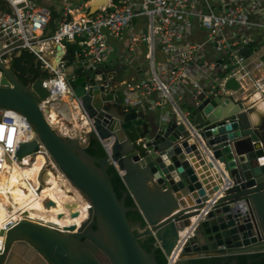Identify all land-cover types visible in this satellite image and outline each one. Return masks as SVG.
Returning <instances> with one entry per match:
<instances>
[{
  "label": "water",
  "instance_id": "water-1",
  "mask_svg": "<svg viewBox=\"0 0 264 264\" xmlns=\"http://www.w3.org/2000/svg\"><path fill=\"white\" fill-rule=\"evenodd\" d=\"M99 5L108 0H95L90 16ZM0 71V110L25 117L41 142L24 141L17 156L49 155L90 205L80 227L58 230L30 218L15 195L0 196V264H159L158 248L167 259L179 253V261L264 253V123L255 124L243 102L203 93L186 106L178 103L166 118L149 119L140 108L125 112L121 86L95 85L107 82L103 67L69 74L70 89L63 77L53 83L63 116L58 123L49 115L53 105H41L51 95L45 77L27 87L2 63ZM226 88L241 85L231 78ZM89 139L102 144L105 158L87 152ZM112 166L126 186L121 199L108 174ZM128 196L134 207L126 206ZM188 196L195 203L185 201ZM132 211L146 223L137 233L127 218ZM147 236L155 239L150 252L139 242Z\"/></svg>",
  "mask_w": 264,
  "mask_h": 264
},
{
  "label": "built area",
  "instance_id": "built-area-1",
  "mask_svg": "<svg viewBox=\"0 0 264 264\" xmlns=\"http://www.w3.org/2000/svg\"><path fill=\"white\" fill-rule=\"evenodd\" d=\"M93 2L63 0L59 24L47 37L52 20L48 8L34 0H0V63L12 69L13 60L22 52L35 55L42 71L54 76L46 81L51 95L42 101L43 108L59 103L54 102L53 83L63 77L69 87L70 66L82 75L98 72L109 57V41L124 37L132 51L137 45L147 46L151 66L148 79L121 85L125 112L138 109L141 99L155 93L172 103L175 110L187 93L194 100L215 91L229 96L234 92L226 88L231 78L239 82L241 89L251 85L253 92L264 94V83L256 78V72L264 67L260 60L264 45L254 50L259 55L256 63H251L248 55L253 44L250 34L264 30V0H108L107 6L99 5L90 16ZM139 21L144 22V29L135 27ZM199 30L205 32L204 39L192 41ZM68 45L77 47L72 63L67 59ZM245 49L247 54H243ZM155 53L165 58L156 60ZM95 85L113 91L108 81L95 80ZM29 129L34 135L19 113L0 110V164L19 160L17 153ZM178 255L168 263L178 262Z\"/></svg>",
  "mask_w": 264,
  "mask_h": 264
},
{
  "label": "bare ground",
  "instance_id": "bare-ground-1",
  "mask_svg": "<svg viewBox=\"0 0 264 264\" xmlns=\"http://www.w3.org/2000/svg\"><path fill=\"white\" fill-rule=\"evenodd\" d=\"M54 107L58 108L55 105ZM59 109L60 107L57 109V112ZM253 118L256 120L257 116H253ZM57 120L58 123H62L60 115L57 116ZM23 138L26 141H38L36 132L32 135L31 129L23 135ZM38 143L40 146L41 142L39 141ZM17 157L19 158V156ZM49 161L53 162L50 156L45 154H38L36 156L35 154H30L20 157L19 160L4 161L0 164V196L15 195V203L24 206V212H29L30 218H34L38 222L50 224L55 229L64 230L71 229V227H80L81 222L87 217V209L90 205L84 201L81 194L72 187L63 174H55L57 177L62 178V180H66L60 183L52 175V172L47 170L49 172L48 177L45 179V186L43 185L42 174L50 164ZM52 164L53 170L57 169L55 163L53 162ZM8 169L12 176L6 174ZM49 190L66 191L67 196L69 192L71 194L69 197H65ZM34 200H37L38 204L43 206L46 212H38L36 210L37 205L33 202ZM48 202H53L54 205L48 206ZM76 212L80 213L79 218L72 217V213Z\"/></svg>",
  "mask_w": 264,
  "mask_h": 264
},
{
  "label": "crops",
  "instance_id": "crops-1",
  "mask_svg": "<svg viewBox=\"0 0 264 264\" xmlns=\"http://www.w3.org/2000/svg\"><path fill=\"white\" fill-rule=\"evenodd\" d=\"M34 1L38 3L39 5H42L50 9V11L53 12L52 14H55L57 15L58 18H60L63 0H34ZM135 27L138 29H144L145 24L143 21H139L135 23ZM49 28L50 27H48L47 30ZM250 35H251L253 44L248 48V55H250L249 57H251L250 62L252 63L254 61L256 63L259 55L254 54V50L264 45V30L256 29ZM204 37H205V32L199 30L195 35L191 37V40L199 41V40H203ZM109 42H110L109 57L106 61L107 63H105V66H104L108 68L109 70V73L106 76L108 82H113L115 86H121V85H124V83L127 81L146 80L150 77L151 66H150V60L148 56V48L145 44L137 45L135 49L132 51L130 50V47H129V40L126 37L120 40L111 39ZM114 55H116L115 58L117 59V61L115 62H114L115 58H113ZM163 58L165 57L162 53H155L156 60H162ZM116 72H117L116 76H113V73H116ZM68 73L69 74L73 73L76 75L77 73L76 67L70 66L68 69ZM256 78L261 79V83L262 82L264 83V67L260 68L259 71L256 72ZM120 91L122 93L124 92V86L120 88ZM253 91L254 90L251 87V85H245L244 88L240 89L239 91L228 93V95L232 97L236 102H243L248 107V109L250 110L252 109L253 112L251 113L250 116L252 118L253 116L255 117L257 116V119H256L257 121L253 118L254 120L253 122L255 124L264 123L263 92L261 91L253 92ZM140 101L141 103H140L139 108L144 110L146 117L149 119H154V116L166 118L170 116L172 109H174L172 103L163 101L157 93L152 94L148 98L141 99ZM189 101H191V99H190V95L187 93L185 98L182 101H179V103H181L183 106H186ZM54 105L58 106V108L60 107L59 103L54 104ZM58 112H59L60 119H61L62 115L60 113V109L58 110ZM61 121L63 122V118L61 119ZM185 157H187V160L185 162L190 163L188 156L185 155ZM209 171L211 172V174H213L211 169ZM214 171L217 172L216 168ZM213 178H215L214 175H213ZM213 183H211V185H214ZM216 197H217V194L211 196L210 197L211 200L208 203L213 201V199H215ZM184 199L185 201L189 202V204L195 203L194 200L191 198V196H188L187 198H184ZM182 209L183 207L180 206V209L177 210L175 213H177L178 211H181Z\"/></svg>",
  "mask_w": 264,
  "mask_h": 264
},
{
  "label": "trees",
  "instance_id": "trees-1",
  "mask_svg": "<svg viewBox=\"0 0 264 264\" xmlns=\"http://www.w3.org/2000/svg\"><path fill=\"white\" fill-rule=\"evenodd\" d=\"M52 17L53 18L49 25L50 28L55 27V20L58 19L57 15L55 14H53ZM76 49V46L68 45L67 59L70 61V63H72L73 61V53ZM12 70L19 79V81L27 87L34 83L38 78L43 76L47 79L48 76L45 72L42 71L41 64L36 61L34 55L29 54L27 52H22L20 56L16 57L13 60ZM76 74L78 76L82 75L79 71H77ZM49 115H56V113L53 111V109H51ZM87 152L91 156L96 157L98 159H103L106 157V151L97 139L88 140ZM108 174L110 176L111 183L113 185L117 197L121 199L126 191V186L121 176L113 166L109 168ZM126 206L134 207V201L130 196H128L126 199ZM127 218L135 233L146 227V223L142 215L138 212H129L127 214ZM139 242L147 252H150L154 248L155 239L153 236H147L142 238ZM155 257L159 264H168V259L165 257L164 253L160 248L156 249ZM250 261L251 264H264V253L224 256H203L192 259H182L176 264H248V262Z\"/></svg>",
  "mask_w": 264,
  "mask_h": 264
},
{
  "label": "rangeland",
  "instance_id": "rangeland-1",
  "mask_svg": "<svg viewBox=\"0 0 264 264\" xmlns=\"http://www.w3.org/2000/svg\"><path fill=\"white\" fill-rule=\"evenodd\" d=\"M34 57H35V55H34ZM116 57V55H114V57L113 58H115ZM36 58V57H35ZM36 61L38 62V60H37V58H36ZM115 61H117V59L115 58V60H114V62ZM39 63V62H38ZM107 63V62H106ZM48 76H47V80H50V79H52L54 76L53 75H51V74H48V73H46ZM53 110H54V112L56 113V116H59L58 114V112H57V109H56V107H54L53 106ZM62 118H63V116H62ZM61 118V119H62ZM62 122V121H61ZM20 158V157H19ZM50 162V164L46 167V169H45V171L43 172V174H42V181H43V185L45 184V179L48 177V171H51L52 172V175H54L58 180H59V182L61 183L62 181H66L65 179L64 180H62V178H59V177H57L56 175H58V174H63L58 168L57 169H54L53 170V162H51V161H49ZM48 170V171H47ZM6 174L7 175H11V173H10V170L8 169V171H6ZM56 174V175H55ZM51 175V176H52ZM12 176V175H11ZM10 176V177H11ZM45 186V185H44ZM48 190V189H47ZM49 191H51V192H55V193H59V194H61V195H64L65 197H69V195L71 194L70 192L68 193V196L66 195V191H62V192H58V191H53V190H49ZM40 201H42V200H40ZM36 205H37V207H38V201L37 200H34L33 201Z\"/></svg>",
  "mask_w": 264,
  "mask_h": 264
},
{
  "label": "flooded vegetation",
  "instance_id": "flooded-vegetation-1",
  "mask_svg": "<svg viewBox=\"0 0 264 264\" xmlns=\"http://www.w3.org/2000/svg\"><path fill=\"white\" fill-rule=\"evenodd\" d=\"M7 182V181H6ZM6 187V186H5ZM36 210L38 211V212H46V210H45V208L43 207V206H41V205H39L38 204V207H36Z\"/></svg>",
  "mask_w": 264,
  "mask_h": 264
}]
</instances>
